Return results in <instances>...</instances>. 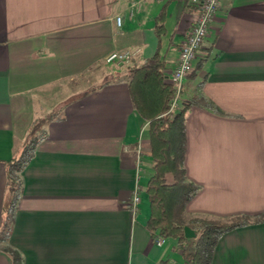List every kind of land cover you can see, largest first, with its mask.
<instances>
[{
	"label": "crops",
	"instance_id": "0c3cea01",
	"mask_svg": "<svg viewBox=\"0 0 264 264\" xmlns=\"http://www.w3.org/2000/svg\"><path fill=\"white\" fill-rule=\"evenodd\" d=\"M197 1L0 0V222L6 163L33 120L58 113L20 173L8 244L23 264H184L176 240L156 246L145 229L146 122L132 109L125 73L158 45L166 84ZM110 52L130 58L105 64ZM198 95L216 113L191 106L184 114L185 177L200 188L184 218L264 214V0L220 1L179 107ZM0 264H9L1 252ZM211 264H264V222L223 234Z\"/></svg>",
	"mask_w": 264,
	"mask_h": 264
},
{
	"label": "trees",
	"instance_id": "16d2710c",
	"mask_svg": "<svg viewBox=\"0 0 264 264\" xmlns=\"http://www.w3.org/2000/svg\"><path fill=\"white\" fill-rule=\"evenodd\" d=\"M171 1V0H167ZM164 4L154 18L156 39L163 33ZM197 67V66H196ZM195 67V70L198 69ZM163 65L155 53L141 64L127 69L125 79L132 109L146 122V140L151 163L144 195L147 201L148 218L145 229L154 236L176 240L175 250L184 264H211L215 245L219 238L233 229L264 222V214L240 216L238 219L219 222L205 218H184L185 205L199 193V186L185 177L183 158L185 151V111L191 106L216 113L214 107L201 95L180 103L176 112L170 113L172 91L162 82ZM200 82L197 88H201ZM57 111L35 119L27 129L19 151L6 163L4 174L6 191L1 208L0 252L9 259V264H23L21 254L8 244L14 216L22 191L20 173L31 160L36 145L44 139L43 127L57 119ZM194 232L195 237L185 239L183 228Z\"/></svg>",
	"mask_w": 264,
	"mask_h": 264
},
{
	"label": "built area",
	"instance_id": "2783aa9c",
	"mask_svg": "<svg viewBox=\"0 0 264 264\" xmlns=\"http://www.w3.org/2000/svg\"><path fill=\"white\" fill-rule=\"evenodd\" d=\"M220 1L221 0H198L196 3L194 21L178 47L175 64L164 76V82L169 85L172 91L168 112L173 111V109L179 106L183 81L193 70L196 53L206 37L207 29ZM114 22L116 25H119L120 18L115 17ZM129 58L130 54L127 52H110L105 56L104 63L119 67L129 60ZM138 202V191L135 190L131 198V211L136 209ZM163 243L164 238L156 237V246H160Z\"/></svg>",
	"mask_w": 264,
	"mask_h": 264
},
{
	"label": "water",
	"instance_id": "95a60500",
	"mask_svg": "<svg viewBox=\"0 0 264 264\" xmlns=\"http://www.w3.org/2000/svg\"><path fill=\"white\" fill-rule=\"evenodd\" d=\"M183 237L185 239H192L195 237V234L193 231H191L190 229H188L187 227L183 228Z\"/></svg>",
	"mask_w": 264,
	"mask_h": 264
},
{
	"label": "rangeland",
	"instance_id": "374dc122",
	"mask_svg": "<svg viewBox=\"0 0 264 264\" xmlns=\"http://www.w3.org/2000/svg\"><path fill=\"white\" fill-rule=\"evenodd\" d=\"M178 109H179V106H177L175 109H173V111H171L170 113L172 114V113L176 112V110H178ZM205 219H208V218H205ZM235 219H238V217L231 218V219H228V220H223V221H221V220H216V221H219V222H228L229 221L230 222V221L235 220ZM210 220H214V219H210Z\"/></svg>",
	"mask_w": 264,
	"mask_h": 264
}]
</instances>
